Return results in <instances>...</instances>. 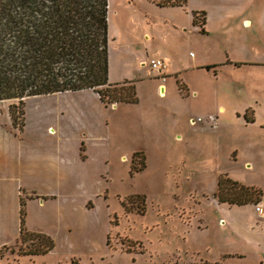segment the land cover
I'll return each instance as SVG.
<instances>
[{
    "label": "rangeland",
    "instance_id": "obj_1",
    "mask_svg": "<svg viewBox=\"0 0 264 264\" xmlns=\"http://www.w3.org/2000/svg\"><path fill=\"white\" fill-rule=\"evenodd\" d=\"M163 1L110 0L109 78L134 81L137 102L106 104L93 90L26 100L12 150L29 168L14 185L27 228L56 245L21 251L32 241L21 239V199L0 173V264H264L255 203L214 198L227 170L264 190V0ZM153 56L165 60V79ZM229 58L238 62L207 67ZM13 102L0 100L3 129L14 128ZM138 149L143 170L132 168Z\"/></svg>",
    "mask_w": 264,
    "mask_h": 264
},
{
    "label": "trees",
    "instance_id": "obj_2",
    "mask_svg": "<svg viewBox=\"0 0 264 264\" xmlns=\"http://www.w3.org/2000/svg\"><path fill=\"white\" fill-rule=\"evenodd\" d=\"M109 10L110 0H0V100L19 98V103L10 104L15 127L24 128L26 98L31 95L92 88L106 104L139 100L134 81H110ZM245 115L254 121L248 112ZM145 158L136 152L133 170H143ZM218 185L221 202L244 205L263 200L261 188L228 172L219 175ZM133 198L144 202L146 195L135 193ZM25 204L22 195L21 239L32 241L21 251L52 250L56 242L50 234L27 228Z\"/></svg>",
    "mask_w": 264,
    "mask_h": 264
},
{
    "label": "crops",
    "instance_id": "obj_3",
    "mask_svg": "<svg viewBox=\"0 0 264 264\" xmlns=\"http://www.w3.org/2000/svg\"><path fill=\"white\" fill-rule=\"evenodd\" d=\"M187 2H188V0L186 2H184V3L179 4V5H181V6L184 5L185 6L187 4ZM172 5L177 6L178 4H172ZM262 5H264V2L262 3ZM244 21L246 23H249L250 25L253 22V20L250 17H247ZM111 35H112V20L110 22V10H109V37H111ZM110 41H111V38H110ZM110 41H109V45H110ZM109 51H110V46H109ZM153 58H162V57H160V56H153L151 59H153ZM151 59H150V61H151ZM233 61H237L238 62V59H234ZM233 61L229 58L226 61H222V62H218V63H212V64H210V66H207V67H208V69H209V67H214L215 68V72L218 73L219 72V68H220L219 65L225 64L226 62H232L233 63ZM194 66H196V65H194ZM197 66H200V67H203L204 66L205 67V65H202V64H197ZM166 67H167V64L165 62V67L163 69V73L165 72ZM164 74H166V73H164ZM162 88H163V86H162ZM164 88H165V86H164ZM83 90H93V91H95L92 88H87V89H83ZM77 91H79V90H77ZM60 92H65V91H60ZM161 92H164V90H161ZM54 93H56V92H54ZM96 94L99 95L97 92H96ZM39 95H41V94H39ZM31 96H34V95H31ZM29 97L30 96H28L26 98V100ZM215 98H214V100L216 101V103H218L219 110L222 107H226L225 106V103L221 100L223 97L221 98V96L219 95V93H218V95ZM227 102L229 104L230 100H228ZM118 103H121V102H117L116 105ZM123 103H126V102H123ZM26 105H27V102H26ZM248 109H249V107L247 109H245L246 110L245 111V114H246V112H248L247 111ZM212 113H214V112H212ZM255 113H256V111H255ZM9 114H10V117H11L12 126L14 128L13 129H10L11 126L9 128H6V129H3V128L0 127V173H1L2 177L5 178V180L7 181L5 183L6 185H10V186L11 185H14V184H16V185H20V184L23 185L22 183L25 181L26 173H27V170L29 168V164L26 161L25 152H15L14 150H12V147H14V144H16L15 141H17V143L20 142V136H18L19 135L18 132H19V130L21 132L25 130V127H26V114H25V125H24V128L23 129H20L18 127H15V125L13 124L12 116H11V113H10V106H9ZM200 116H202V115H200ZM250 117L254 118V121L248 120L247 117H246V115H245V118H246V120L248 122H255L256 121L257 114H256V116H250ZM220 126L221 125H216L215 128H219ZM7 145H9L10 147L7 146ZM142 150H144V149H138L137 152H143ZM247 164L248 165H251L250 161H248ZM227 172H228V170H227ZM221 173H224V172H221ZM221 173L218 174V180H219V175ZM229 174L232 177L236 178V179H240V181H242L245 184L255 185V186L259 187L257 184H253L252 182H246L244 180V177L243 176H239V175H237L234 172L231 173L229 171ZM16 185H14L16 188L14 189L15 191H13V192L15 194H17V200H18V199H21V196L23 195V192L24 191L22 192V189L20 187H17ZM218 190H219V185H218L217 191L215 193V197H214L215 200L217 201V203L219 205L224 204V205H227V206H230V207H235V206L241 207V206H245V205L252 204V203H247V204H244V205H231V204L226 203V202H221L219 200V197H218ZM262 191H263V200L262 201H264V190L262 189ZM8 192H9V190H8ZM1 225H2V221H1L0 227H1ZM223 264H225V263H223Z\"/></svg>",
    "mask_w": 264,
    "mask_h": 264
},
{
    "label": "built area",
    "instance_id": "obj_4",
    "mask_svg": "<svg viewBox=\"0 0 264 264\" xmlns=\"http://www.w3.org/2000/svg\"><path fill=\"white\" fill-rule=\"evenodd\" d=\"M151 68L153 71L159 73L163 78H165V75L163 73V69L165 67V61L162 58H153L150 61ZM216 118V115L210 114L209 119L214 121ZM200 120H203V117H199ZM256 210L258 211L259 214H261L264 217V201L258 202L255 204Z\"/></svg>",
    "mask_w": 264,
    "mask_h": 264
},
{
    "label": "bare ground",
    "instance_id": "obj_5",
    "mask_svg": "<svg viewBox=\"0 0 264 264\" xmlns=\"http://www.w3.org/2000/svg\"><path fill=\"white\" fill-rule=\"evenodd\" d=\"M247 24L250 25L249 23H247ZM162 86H164V84H163ZM164 92H165V90H164ZM164 92H162V93H164ZM221 109L224 110V107H222ZM122 159H123V160H126V159H127V156L124 154V155L122 156Z\"/></svg>",
    "mask_w": 264,
    "mask_h": 264
},
{
    "label": "water",
    "instance_id": "obj_6",
    "mask_svg": "<svg viewBox=\"0 0 264 264\" xmlns=\"http://www.w3.org/2000/svg\"><path fill=\"white\" fill-rule=\"evenodd\" d=\"M162 90H165L164 86H163Z\"/></svg>",
    "mask_w": 264,
    "mask_h": 264
}]
</instances>
